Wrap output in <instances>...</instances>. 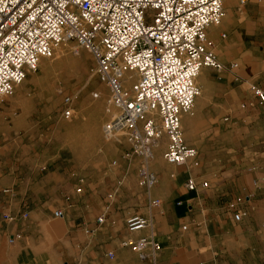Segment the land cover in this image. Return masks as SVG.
I'll return each instance as SVG.
<instances>
[{
	"label": "crops",
	"instance_id": "obj_1",
	"mask_svg": "<svg viewBox=\"0 0 264 264\" xmlns=\"http://www.w3.org/2000/svg\"><path fill=\"white\" fill-rule=\"evenodd\" d=\"M222 7L220 25L206 30L221 69L202 71L200 96L183 119L198 166H163L158 153L149 163L158 182L148 193L130 166L100 184L79 176L52 147L57 123L49 112L23 102L30 85L0 100V220L8 238L39 236L54 264H264V105L252 92H264V0ZM132 215L150 218L151 230L129 233ZM151 234L160 247L153 260L121 246Z\"/></svg>",
	"mask_w": 264,
	"mask_h": 264
},
{
	"label": "built area",
	"instance_id": "obj_2",
	"mask_svg": "<svg viewBox=\"0 0 264 264\" xmlns=\"http://www.w3.org/2000/svg\"><path fill=\"white\" fill-rule=\"evenodd\" d=\"M222 4L223 0H0V98L11 97L59 45L73 42L89 51L118 110L104 125L103 135L112 142L123 138L128 147L123 158L139 160L137 183L148 193L158 182L149 163L164 138L162 158L167 165L198 166L197 151L183 138L180 116L199 95L194 81L200 71L221 69L206 30L220 25ZM252 92L264 105V92ZM72 112L71 99L63 98L62 114L68 118ZM195 186L191 179L186 182L188 191ZM62 216L60 211L53 213L54 218ZM233 218L239 221L241 214ZM96 221L103 223V216ZM125 228L129 233L151 230V219L129 216ZM121 246L142 260H153L160 249L152 234L122 241Z\"/></svg>",
	"mask_w": 264,
	"mask_h": 264
},
{
	"label": "rangeland",
	"instance_id": "obj_3",
	"mask_svg": "<svg viewBox=\"0 0 264 264\" xmlns=\"http://www.w3.org/2000/svg\"><path fill=\"white\" fill-rule=\"evenodd\" d=\"M43 61L35 72L27 74L17 88L30 85L32 90L27 93L23 102L27 107L47 110L57 123L49 134L53 149L87 182L100 184L102 179L108 178L110 172H121L127 166H130V174L138 182L139 160L134 156L125 159L126 162L122 160V155L128 151L123 138L119 137V142H112L103 135L104 125L118 110L110 101L108 88L96 74L95 61L90 52L68 42L58 46L52 57ZM203 70L194 81L199 95L190 110L180 116L182 129L185 127L184 117L191 113L200 96L199 78ZM65 97L71 99L73 107L72 115L68 118L62 114V101ZM101 97L107 100L105 104L99 103ZM164 149L165 138L163 144L154 151L150 166L158 162V153L159 164L167 166L162 159ZM149 169L153 172V167ZM4 227L5 223L0 220V264L55 263L50 246L45 240L37 236V241L26 243L16 237L8 238Z\"/></svg>",
	"mask_w": 264,
	"mask_h": 264
},
{
	"label": "bare ground",
	"instance_id": "obj_4",
	"mask_svg": "<svg viewBox=\"0 0 264 264\" xmlns=\"http://www.w3.org/2000/svg\"><path fill=\"white\" fill-rule=\"evenodd\" d=\"M59 46H61V45H59ZM43 60V59H42ZM41 61V60H40ZM40 61H39V63H40ZM38 66H39V64H38ZM48 66V65H47ZM47 66H44V67H47ZM48 68H49V66H48Z\"/></svg>",
	"mask_w": 264,
	"mask_h": 264
}]
</instances>
